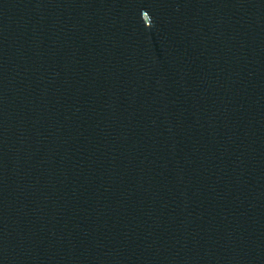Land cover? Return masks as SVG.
I'll use <instances>...</instances> for the list:
<instances>
[{"label":"water","instance_id":"water-1","mask_svg":"<svg viewBox=\"0 0 264 264\" xmlns=\"http://www.w3.org/2000/svg\"><path fill=\"white\" fill-rule=\"evenodd\" d=\"M0 264H264V0H0Z\"/></svg>","mask_w":264,"mask_h":264}]
</instances>
